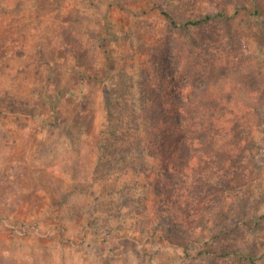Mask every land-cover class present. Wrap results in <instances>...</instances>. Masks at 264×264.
<instances>
[{
    "label": "rangeland",
    "instance_id": "374dc122",
    "mask_svg": "<svg viewBox=\"0 0 264 264\" xmlns=\"http://www.w3.org/2000/svg\"><path fill=\"white\" fill-rule=\"evenodd\" d=\"M219 9L226 22L179 27ZM220 37L257 60L207 45ZM214 55L232 63H210ZM260 59L264 0H0V264H224L198 252L227 247L264 264V161L256 177L240 171L252 191L248 227L209 246L164 235L161 199L131 169L150 164L128 153L130 120L160 98L177 100L170 76L251 85Z\"/></svg>",
    "mask_w": 264,
    "mask_h": 264
},
{
    "label": "trees",
    "instance_id": "16d2710c",
    "mask_svg": "<svg viewBox=\"0 0 264 264\" xmlns=\"http://www.w3.org/2000/svg\"><path fill=\"white\" fill-rule=\"evenodd\" d=\"M241 9L244 8L235 5L234 13L239 14ZM223 10L219 9L216 14L208 12L179 27L200 29L226 22ZM171 24L178 27L173 19ZM212 43L220 45L221 50L233 49L235 45L241 55L245 54L243 57L256 59L247 53L244 42L239 45L235 39L226 37L222 41L220 37L219 41L207 42V45ZM218 56L214 55L209 62L232 63H225L230 55H220L221 59ZM233 59L237 61L239 57ZM263 62L260 59L261 71ZM257 75L258 84L244 83V86L240 81L235 82L239 80L237 77L225 76L227 82L222 84H204L200 80L196 84L194 79L180 85L176 76H170L169 81L175 85L172 94L177 100L160 98L154 104L157 107L147 104L130 120L134 132L128 153L150 164L149 170L134 165L131 169L144 177L150 190L158 193L161 202L154 216L159 222L168 220L171 233L164 232L168 239L189 234L204 239L209 246H216L225 243L226 238L244 233L243 225L248 227L246 221L244 224L241 221L249 217L252 191L239 185L240 171L243 177L249 173L256 177L264 161V147L256 135L264 133V73ZM108 97L107 103L112 109L110 93ZM121 139L114 136V143ZM208 185L216 187L211 194ZM207 227L209 230L205 233ZM198 253L203 260L217 263L256 264V257L243 253L239 247L202 249Z\"/></svg>",
    "mask_w": 264,
    "mask_h": 264
}]
</instances>
